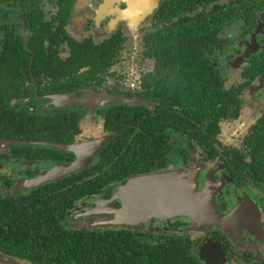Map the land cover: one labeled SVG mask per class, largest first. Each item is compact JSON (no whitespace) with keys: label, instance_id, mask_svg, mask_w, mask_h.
Here are the masks:
<instances>
[{"label":"flooded vegetation","instance_id":"1","mask_svg":"<svg viewBox=\"0 0 264 264\" xmlns=\"http://www.w3.org/2000/svg\"><path fill=\"white\" fill-rule=\"evenodd\" d=\"M0 80V238L70 236L87 264H264V0H0ZM192 166L224 226L129 216L132 181Z\"/></svg>","mask_w":264,"mask_h":264},{"label":"water","instance_id":"2","mask_svg":"<svg viewBox=\"0 0 264 264\" xmlns=\"http://www.w3.org/2000/svg\"><path fill=\"white\" fill-rule=\"evenodd\" d=\"M113 137L109 138L110 140ZM104 143H94L76 148L78 161L70 166H59L48 174L36 179L33 185L56 180L88 166L92 156L104 147ZM192 166L185 172V180L176 175L148 176L132 181L124 191L129 216L163 213L191 214L204 224L225 225V217L218 213L208 192H199L190 179ZM189 178V179H188ZM0 264H30L0 253Z\"/></svg>","mask_w":264,"mask_h":264},{"label":"trees","instance_id":"3","mask_svg":"<svg viewBox=\"0 0 264 264\" xmlns=\"http://www.w3.org/2000/svg\"><path fill=\"white\" fill-rule=\"evenodd\" d=\"M204 85H206L205 82ZM3 87L4 83L0 80V105L5 101ZM27 233L28 231L25 238H0V253L30 264H87L88 259H94L92 248L88 250L90 251L88 255V252L84 250V244L76 243L70 236L41 235L37 238H29Z\"/></svg>","mask_w":264,"mask_h":264}]
</instances>
